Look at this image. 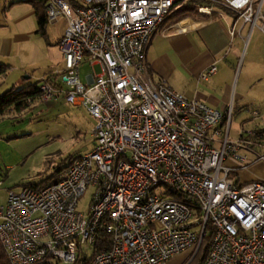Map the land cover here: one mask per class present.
I'll return each instance as SVG.
<instances>
[{
    "label": "built area",
    "instance_id": "built-area-1",
    "mask_svg": "<svg viewBox=\"0 0 264 264\" xmlns=\"http://www.w3.org/2000/svg\"><path fill=\"white\" fill-rule=\"evenodd\" d=\"M184 1L44 0L47 23L65 21L63 66L39 80L38 100L84 108L96 144L59 181L9 192L0 245L10 264H166L182 252L185 264H264V182L232 177L264 163L263 136L231 137L230 107L187 99L148 72L152 35ZM198 1V15L223 8L251 28L262 19L264 0Z\"/></svg>",
    "mask_w": 264,
    "mask_h": 264
},
{
    "label": "rangeland",
    "instance_id": "rangeland-1",
    "mask_svg": "<svg viewBox=\"0 0 264 264\" xmlns=\"http://www.w3.org/2000/svg\"><path fill=\"white\" fill-rule=\"evenodd\" d=\"M198 2L185 0L182 6L191 10L173 18L170 23L184 16H202L196 11ZM261 16L257 28L246 25L244 29L246 44L238 58L233 80V87L237 82L240 87L241 82L245 81L247 98L250 102L255 100L257 104L248 111L236 112V108L232 109L231 137H236L240 130L248 127L251 130L263 127L250 119L247 121L248 126H240L243 118H250V111H256L259 116L264 113V70L260 67V60L264 58V1ZM63 22L61 18L48 24L46 34L42 36L36 33V20L30 4L0 0V39L13 40L11 52L4 56L0 53V62L10 67L0 79V95L11 87L18 89L34 84L62 68V55L56 39ZM251 35L252 41L257 40V47L261 51V55L252 60V43L246 51ZM88 71L89 68H82V81ZM94 124L95 120L84 108L65 103L62 96L47 103L37 100L20 113L12 109L5 111L0 116V206L6 203L10 191L19 192L24 187L42 188L49 185L58 175L57 169H64L69 161L90 153L96 144L91 135ZM232 177L239 183L248 181L243 182L246 179L244 171H239ZM92 193L93 188L88 187L85 194L78 199L77 211L87 210Z\"/></svg>",
    "mask_w": 264,
    "mask_h": 264
},
{
    "label": "crops",
    "instance_id": "crops-1",
    "mask_svg": "<svg viewBox=\"0 0 264 264\" xmlns=\"http://www.w3.org/2000/svg\"><path fill=\"white\" fill-rule=\"evenodd\" d=\"M18 1L30 0H14V2ZM31 7L35 17L33 6ZM246 25L249 24L243 23L234 13L223 8H216L211 17L184 16L177 21L167 23L154 32L146 49V63L152 81L156 82L164 78L172 89L183 94L187 99H195L213 109L224 111L230 107L231 110L236 108V112L248 111L257 103L254 102L255 100L250 102L247 98L244 88L246 82L242 81L240 87L237 82L233 87L236 64L246 44L244 34ZM64 27L65 21L60 28L56 44H58ZM12 42L13 40L0 39L2 56L11 52ZM251 43L253 46L250 53L251 60L257 59L261 51L257 47V40L252 41V35L247 43L246 51ZM212 65L216 67V72L205 80L201 79L200 74ZM260 67L264 70L263 57L260 60ZM249 119L257 121V125H263L253 130L258 132L264 130V113L262 116L257 114L256 118H253L252 114L250 118H243L240 126L242 128L248 126ZM251 129L248 127L247 130ZM262 136L263 144L255 149L257 153H264V134ZM253 160L254 156L249 155L247 161L252 162ZM244 173H246V179L243 182L246 180L247 182H264V163H252ZM188 256V252H182L166 264H185ZM199 263L200 260H195L191 264Z\"/></svg>",
    "mask_w": 264,
    "mask_h": 264
},
{
    "label": "trees",
    "instance_id": "trees-1",
    "mask_svg": "<svg viewBox=\"0 0 264 264\" xmlns=\"http://www.w3.org/2000/svg\"><path fill=\"white\" fill-rule=\"evenodd\" d=\"M26 3L31 4L34 9L36 27H37L36 33L45 36L47 21H46L45 13L43 12L45 6L44 0H30L27 1ZM190 10H191L190 8L186 6L183 7L182 5H180L178 9H176L170 16L164 19L163 23L158 27V29H161L163 26L169 23L173 18L186 14ZM9 68L10 67L8 65L0 63V79H2V77L6 75V72L9 70ZM38 83L39 81L34 84L24 85L18 89L11 87L9 90H7L2 95H0V116H2L5 113V111L9 109H12L16 113H20L23 110H25V108H27L29 105L37 101L40 95ZM27 100H31V104H28ZM258 134L263 135L264 130L258 132ZM71 161H69V163L64 167V169L62 168L56 170V173H58V175L54 178V180H52L51 183H55L60 180L63 172L69 166ZM204 258L205 255L201 258L199 264L203 263ZM0 264H10L1 245H0Z\"/></svg>",
    "mask_w": 264,
    "mask_h": 264
},
{
    "label": "water",
    "instance_id": "water-1",
    "mask_svg": "<svg viewBox=\"0 0 264 264\" xmlns=\"http://www.w3.org/2000/svg\"><path fill=\"white\" fill-rule=\"evenodd\" d=\"M25 79H28V77H25Z\"/></svg>",
    "mask_w": 264,
    "mask_h": 264
},
{
    "label": "bare ground",
    "instance_id": "bare-ground-1",
    "mask_svg": "<svg viewBox=\"0 0 264 264\" xmlns=\"http://www.w3.org/2000/svg\"><path fill=\"white\" fill-rule=\"evenodd\" d=\"M179 26V25H178Z\"/></svg>",
    "mask_w": 264,
    "mask_h": 264
}]
</instances>
